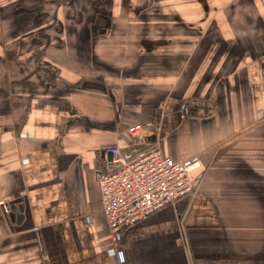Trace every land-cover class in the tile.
<instances>
[{
	"label": "crops",
	"instance_id": "crops-1",
	"mask_svg": "<svg viewBox=\"0 0 264 264\" xmlns=\"http://www.w3.org/2000/svg\"><path fill=\"white\" fill-rule=\"evenodd\" d=\"M91 4L0 0V264H264V0ZM115 146L202 173L116 240Z\"/></svg>",
	"mask_w": 264,
	"mask_h": 264
},
{
	"label": "built area",
	"instance_id": "built-area-1",
	"mask_svg": "<svg viewBox=\"0 0 264 264\" xmlns=\"http://www.w3.org/2000/svg\"><path fill=\"white\" fill-rule=\"evenodd\" d=\"M154 126L151 122L135 124L130 132L136 141H143L146 130ZM105 153L112 154V168L99 172L98 181L102 211L115 240L119 231L192 195L202 177V173L197 172L199 162L175 160L157 146L138 151H123L115 146ZM0 205L9 211L4 200H0Z\"/></svg>",
	"mask_w": 264,
	"mask_h": 264
},
{
	"label": "rangeland",
	"instance_id": "rangeland-1",
	"mask_svg": "<svg viewBox=\"0 0 264 264\" xmlns=\"http://www.w3.org/2000/svg\"><path fill=\"white\" fill-rule=\"evenodd\" d=\"M29 4L33 5V1L34 3H36V1L38 0H27ZM118 0H76L77 4H80L79 6H82L81 4H91V11H92V17H94L95 15L98 17L97 19H101V18H105V19H109L112 17H114L112 15V13L115 15V13H117V9L113 8L110 6L111 3L113 2H117ZM128 1V0H127ZM109 5V6H108ZM114 6V5H112ZM122 11V10H121ZM124 11H122V14ZM121 15V14H120ZM126 16V15H124Z\"/></svg>",
	"mask_w": 264,
	"mask_h": 264
},
{
	"label": "water",
	"instance_id": "water-1",
	"mask_svg": "<svg viewBox=\"0 0 264 264\" xmlns=\"http://www.w3.org/2000/svg\"><path fill=\"white\" fill-rule=\"evenodd\" d=\"M109 157H110V159L112 158V154L111 153H109Z\"/></svg>",
	"mask_w": 264,
	"mask_h": 264
}]
</instances>
